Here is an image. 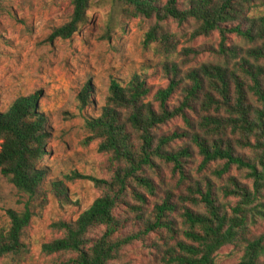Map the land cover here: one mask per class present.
Instances as JSON below:
<instances>
[{"label":"trees","instance_id":"16d2710c","mask_svg":"<svg viewBox=\"0 0 264 264\" xmlns=\"http://www.w3.org/2000/svg\"><path fill=\"white\" fill-rule=\"evenodd\" d=\"M72 2L71 21L55 31L54 39L72 38L98 2L110 4L134 19L155 21L145 44L156 46L164 56L163 74L170 82L156 93L144 75L136 74L124 84L111 82L101 116L86 125L91 139L101 141L99 151L111 156L112 177L94 179L102 195L76 222L57 224L64 234L45 244L43 253L61 257L55 264H112L127 247L149 234L165 231L174 237L171 215L190 203L202 211L183 209L185 240L171 249L168 245L164 264H217L219 252L227 246L241 253L237 264H264V232L254 231L264 223V0ZM170 23L191 27L193 38L218 35L219 49L210 52L220 60L183 71V57L200 51L184 48L180 52ZM231 37L247 44L246 59L229 46ZM178 91L181 99L172 106ZM90 99L87 85L79 95L82 107L90 105ZM38 102V96L21 97L0 112V170L29 197L39 195L44 187L41 164L50 137ZM176 119L185 124L183 132L166 131ZM182 139L190 143L176 147ZM193 152L201 158L200 173L210 171L212 177L225 179L226 185L216 188L211 178L191 181L185 165ZM160 164L172 168L181 183H190L178 204L167 193L151 210L146 204L157 192L151 173ZM234 171L243 177L230 175ZM120 207L135 218H120ZM32 216L28 206L22 213L11 212L10 228L0 232V264L22 262L24 232ZM129 223L139 229L127 235ZM97 228L104 230L102 235L90 237Z\"/></svg>","mask_w":264,"mask_h":264},{"label":"rangeland","instance_id":"374dc122","mask_svg":"<svg viewBox=\"0 0 264 264\" xmlns=\"http://www.w3.org/2000/svg\"><path fill=\"white\" fill-rule=\"evenodd\" d=\"M74 10L72 0H0V112H6L18 98L38 96L37 105L48 121L50 132L47 156L41 164L46 178L39 195L22 194L0 170V232L10 228L11 212L22 213L28 206L33 215L24 232L26 253L19 264L58 263L61 257L43 253L45 244L64 234L56 225L76 222L102 195L94 179H111L115 164L109 154L99 151L101 141L91 139L86 125L88 120L101 116L111 82L117 80L124 84L136 74L144 75L154 93L170 82L163 74L164 56L156 46L145 44L146 34L155 21L134 19L128 12L98 2L88 13L80 32L70 39H54L55 31L71 21ZM169 27L176 33L180 52L184 48L200 51L199 55L183 57V71L220 60L216 53L210 52L219 49L218 35L193 38L189 26L170 23ZM229 46L236 48L240 59H246L247 44L231 37ZM87 85L91 87V102L82 107L79 95ZM180 99L181 91H178L170 105H178ZM185 128L176 119L166 131L182 133ZM186 143L189 140L182 139L175 146ZM200 163L201 158L193 152L185 165L191 181L211 178L216 188L226 185L225 179L212 177L210 171L200 173ZM230 175L243 177L235 171ZM151 177L157 192L155 197L148 198V209L152 210L155 202L167 193L177 204L180 196L187 194L190 182L181 183L180 177L167 165L160 164ZM130 201L133 205L137 203L134 199ZM185 207L202 211L190 203L181 205L180 211L171 215L176 230L174 237L165 231L149 234L127 247L112 264H164L168 245L171 249L178 241L185 240L182 235L186 229L182 215ZM125 213V208L120 207V218H135L134 214ZM138 229L129 223L125 234ZM254 231L263 233L264 223ZM103 232L97 228L89 235L97 237ZM240 258L238 249L227 246L219 252L216 261L237 264Z\"/></svg>","mask_w":264,"mask_h":264}]
</instances>
